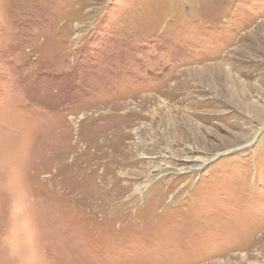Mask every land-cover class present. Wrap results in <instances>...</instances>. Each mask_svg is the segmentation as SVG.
<instances>
[{
  "label": "rangeland",
  "instance_id": "obj_1",
  "mask_svg": "<svg viewBox=\"0 0 264 264\" xmlns=\"http://www.w3.org/2000/svg\"><path fill=\"white\" fill-rule=\"evenodd\" d=\"M0 264H264V0H0Z\"/></svg>",
  "mask_w": 264,
  "mask_h": 264
}]
</instances>
